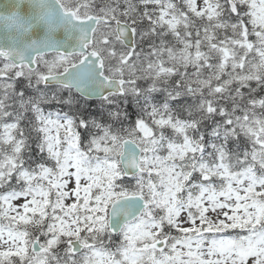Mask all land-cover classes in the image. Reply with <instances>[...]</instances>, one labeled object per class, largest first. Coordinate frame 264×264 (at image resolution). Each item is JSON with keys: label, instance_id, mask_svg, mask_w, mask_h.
<instances>
[{"label": "snow or ice", "instance_id": "snow-or-ice-1", "mask_svg": "<svg viewBox=\"0 0 264 264\" xmlns=\"http://www.w3.org/2000/svg\"><path fill=\"white\" fill-rule=\"evenodd\" d=\"M0 264H264V0H0Z\"/></svg>", "mask_w": 264, "mask_h": 264}]
</instances>
